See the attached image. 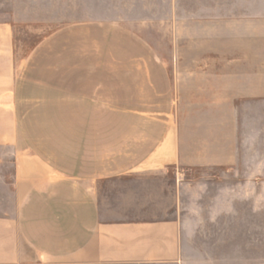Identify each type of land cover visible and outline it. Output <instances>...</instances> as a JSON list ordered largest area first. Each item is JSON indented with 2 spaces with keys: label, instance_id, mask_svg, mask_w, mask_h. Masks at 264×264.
<instances>
[{
  "label": "crops",
  "instance_id": "crops-1",
  "mask_svg": "<svg viewBox=\"0 0 264 264\" xmlns=\"http://www.w3.org/2000/svg\"><path fill=\"white\" fill-rule=\"evenodd\" d=\"M85 14L16 68L0 33V264H214L190 257L186 188L161 202L164 188L142 179L237 164L252 148L250 113L240 154L234 107L220 138L217 95L172 81L138 20Z\"/></svg>",
  "mask_w": 264,
  "mask_h": 264
},
{
  "label": "rangeland",
  "instance_id": "rangeland-1",
  "mask_svg": "<svg viewBox=\"0 0 264 264\" xmlns=\"http://www.w3.org/2000/svg\"><path fill=\"white\" fill-rule=\"evenodd\" d=\"M90 8L138 20L132 28L165 61L172 81L204 84L188 95H217L220 138L232 124L227 103L234 107L240 154L243 114L250 113L252 148L237 164L168 170L142 182L164 188L161 202H174L176 190L186 188L182 200L197 230L187 239L197 249L190 257L264 264V103L256 104L264 99V0H0V33L5 25L14 67L41 38ZM210 81L217 91L205 86Z\"/></svg>",
  "mask_w": 264,
  "mask_h": 264
}]
</instances>
